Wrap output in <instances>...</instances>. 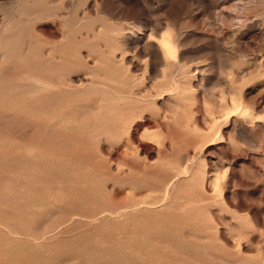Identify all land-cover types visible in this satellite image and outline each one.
<instances>
[{"label":"rangeland","instance_id":"374dc122","mask_svg":"<svg viewBox=\"0 0 264 264\" xmlns=\"http://www.w3.org/2000/svg\"><path fill=\"white\" fill-rule=\"evenodd\" d=\"M0 264H264V0H0Z\"/></svg>","mask_w":264,"mask_h":264},{"label":"bare ground","instance_id":"6f19581e","mask_svg":"<svg viewBox=\"0 0 264 264\" xmlns=\"http://www.w3.org/2000/svg\"><path fill=\"white\" fill-rule=\"evenodd\" d=\"M233 3V2H232ZM245 22V21H244ZM166 34V33H165ZM174 36V35H173ZM172 37V36H171ZM171 37H164V38H162V41H161V48H162V51L164 52V54H167V55H175L176 54V49H177V46H176V48L174 47V43H173V40L171 39ZM175 37V36H174ZM157 43V42H156ZM177 45V44H176ZM158 48V47H157ZM152 49H153V46H152ZM158 52V51H157ZM159 54H161V53H159ZM178 54H179V52H178ZM166 55V57L168 58V56ZM176 56H177V54H176ZM166 58V59H167ZM176 58V57H175ZM178 59V58H177ZM176 60V59H175ZM174 60V61H175ZM170 61V60H169ZM178 61V60H177ZM176 61V62H177ZM179 62V61H178ZM174 64H177V63H174ZM180 65V64H179ZM173 67H175V66H173ZM180 67H182V66H180ZM177 68V67H176ZM175 69V68H174ZM182 71H183V69H182ZM172 72H173V70H172ZM164 74L166 75V72H164ZM170 74V72L168 73V75ZM168 75H166V76H168ZM171 75V74H170ZM170 75H169V77H170ZM173 76V75H172ZM165 77V76H164ZM167 80V79H166ZM169 81V80H168ZM167 81V82H168ZM174 81V80H173ZM163 83V82H162ZM173 84H175V83H173ZM172 84V85H173ZM163 86H165L164 85V83L162 84ZM161 85V86H162ZM179 85V84H178ZM176 86V85H175ZM174 86V87H175ZM179 87H180V85H179ZM46 88V87H45ZM171 88V87H170ZM181 88V87H180ZM179 89V88H178ZM177 89V90H178ZM182 89V88H181ZM177 92V91H176ZM183 92V91H182ZM179 93H180V90H179ZM123 100V99H122ZM116 217V216H115Z\"/></svg>","mask_w":264,"mask_h":264}]
</instances>
